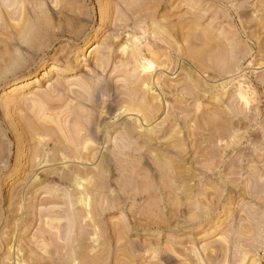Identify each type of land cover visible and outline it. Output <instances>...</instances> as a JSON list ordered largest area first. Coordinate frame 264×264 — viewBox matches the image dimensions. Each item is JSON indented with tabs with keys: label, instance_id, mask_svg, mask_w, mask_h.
I'll return each instance as SVG.
<instances>
[{
	"label": "rangeland",
	"instance_id": "obj_1",
	"mask_svg": "<svg viewBox=\"0 0 264 264\" xmlns=\"http://www.w3.org/2000/svg\"><path fill=\"white\" fill-rule=\"evenodd\" d=\"M4 263L264 264V0H0Z\"/></svg>",
	"mask_w": 264,
	"mask_h": 264
},
{
	"label": "bare ground",
	"instance_id": "obj_2",
	"mask_svg": "<svg viewBox=\"0 0 264 264\" xmlns=\"http://www.w3.org/2000/svg\"><path fill=\"white\" fill-rule=\"evenodd\" d=\"M37 5V4H36ZM19 18V17H18ZM180 28V27H179ZM197 36H198V34H197ZM200 37V36H199ZM161 38V37H160ZM199 39V38H198ZM203 39V38H202ZM200 41H201V39H200ZM203 42L205 41V40H202ZM169 42V41H168ZM205 43V42H204ZM172 44V43H171ZM191 44H193V43H191ZM201 44V43H200ZM152 82V81H151ZM142 87V86H141ZM148 91V90H147ZM149 92V91H148ZM152 93V92H151ZM151 93H149V94H151ZM120 94V93H119ZM124 96V95H123ZM118 101H120V99L118 100ZM121 102V101H120ZM150 102V101H149ZM143 109H141V113L142 112H144V110L142 111ZM147 114V113H146ZM145 114V112L142 114V116H143V118H141V123H143L145 120H146V118H147V115ZM119 116H120V114H119ZM149 116V115H148ZM150 118V117H149ZM148 119V118H147ZM146 122V121H145ZM108 128V127H107ZM80 131V130H79ZM82 132V131H81ZM79 133V132H78ZM78 135V134H77ZM79 137V136H78ZM77 141H79V140H77ZM84 144V143H83ZM79 145V144H78ZM88 145V144H87ZM86 145V146H87ZM83 146V145H82ZM121 148H122V146H120ZM87 148V147H86ZM83 149H85L84 147H83ZM82 151V150H81ZM60 153V152H59ZM58 153V154H59ZM85 153V152H84ZM51 153L49 152H46L45 154H43V156L41 157V161L40 160H38V161H40V163H39V165L40 164H43L44 166H46V164H49V163H51V161H52V158H51V155H50ZM64 155V154H63ZM81 155V154H80ZM36 158V157H35ZM62 162V161H61ZM34 170V169H33ZM33 172V171H32ZM60 175V174H59ZM77 176V175H76ZM37 177V176H36ZM70 179V178H69ZM71 181H74V185H76V187H74L75 189V191H76V193L77 194H79V198H78V200H77V205H79V207L80 208H82L81 210H86L88 207H87V192H86V188H84L83 186H82V184H80L79 182H78V180H77V178L76 177H72L71 178V180H70V182ZM22 198V197H21ZM23 200H20V202H19V206H20V208H21V212H22V210L25 208V206L23 205V202H22ZM26 202V201H25ZM90 209L92 210V207H90ZM20 210V209H19ZM89 210V208L87 209V211ZM86 211V212H87ZM85 212V211H84ZM89 213H91L90 211H89ZM88 213V214H89ZM39 216H41V215H39ZM62 216V215H61ZM84 216H86V215H84ZM22 217V216H21ZM50 217V216H49ZM52 217V216H51ZM56 217V216H55ZM59 217V216H58ZM83 217V216H82ZM81 217V218H82ZM39 218V217H38ZM74 218V217H73ZM87 217H85V219H86ZM89 218V217H88ZM83 219V218H82ZM82 222H84V221H82ZM86 222V221H85ZM51 223V222H50ZM49 224V223H48ZM84 225V224H83ZM85 226V225H84ZM46 229V228H45ZM75 229V228H74ZM47 230V229H46ZM76 231V230H75ZM53 235V234H52ZM61 237V236H60ZM44 239V238H43ZM42 239V240H43ZM54 241V240H53ZM57 242V241H56ZM58 243V242H57ZM98 244V243H97ZM45 246V245H44ZM41 247V246H40ZM46 248V247H45ZM20 251V250H19ZM44 251V250H43ZM43 253H46V251L45 252H43ZM47 254V253H46ZM65 255V254H64ZM58 256V255H57ZM149 256V255H148ZM56 257V256H55ZM147 258V257H146ZM8 262V261H7ZM4 264H10V263H4ZM21 264V263H20Z\"/></svg>",
	"mask_w": 264,
	"mask_h": 264
}]
</instances>
